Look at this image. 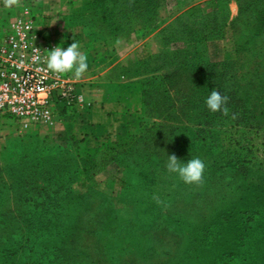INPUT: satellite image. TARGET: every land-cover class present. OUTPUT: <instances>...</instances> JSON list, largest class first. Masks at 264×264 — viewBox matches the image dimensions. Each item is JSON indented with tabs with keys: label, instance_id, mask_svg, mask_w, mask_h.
Wrapping results in <instances>:
<instances>
[{
	"label": "rangeland",
	"instance_id": "374dc122",
	"mask_svg": "<svg viewBox=\"0 0 264 264\" xmlns=\"http://www.w3.org/2000/svg\"><path fill=\"white\" fill-rule=\"evenodd\" d=\"M38 1L0 0V38L26 5L51 41L82 31L99 70L76 91L112 123L72 131L75 104L49 125L0 119V264H172L187 235L228 251L224 217L264 220V0H47L44 14ZM213 88L227 114L206 107ZM168 155L200 157L202 183L169 172ZM47 180L67 213L40 209ZM176 217L189 224L175 229ZM40 221L68 258L23 246Z\"/></svg>",
	"mask_w": 264,
	"mask_h": 264
},
{
	"label": "built area",
	"instance_id": "2783aa9c",
	"mask_svg": "<svg viewBox=\"0 0 264 264\" xmlns=\"http://www.w3.org/2000/svg\"><path fill=\"white\" fill-rule=\"evenodd\" d=\"M57 44L40 34L27 5L8 23L0 38V119L49 125L75 104L79 80L46 67V52Z\"/></svg>",
	"mask_w": 264,
	"mask_h": 264
},
{
	"label": "trees",
	"instance_id": "16d2710c",
	"mask_svg": "<svg viewBox=\"0 0 264 264\" xmlns=\"http://www.w3.org/2000/svg\"><path fill=\"white\" fill-rule=\"evenodd\" d=\"M143 93V98H146V91L141 90ZM150 98L154 100L153 94L160 93L155 87L151 89ZM223 94L225 92H222ZM194 111H199V107L192 108ZM42 192H47L48 194L41 197L39 205L41 206V210L48 211L47 206L56 207L58 203V207L64 211V213L68 212L67 204L62 200L50 198L53 197L57 193V187H55L50 181L40 182ZM46 205L44 208L42 206ZM263 217L257 216L252 219L250 217H237L230 219L228 217H224L222 219V223L230 225L233 223V227L235 228V236L230 240V244L228 246V251L215 252L213 250L205 249V244H201L202 248L199 246H195L194 240L190 235L186 236V242L184 245L183 251L178 255L172 264H264V220ZM176 223L175 229H183L185 228L189 222L184 218H174ZM213 224H216L213 223ZM31 227L36 228L34 236H26L25 241L23 242V246L35 245L43 250V254L49 256L50 258L45 262L55 261L57 256L59 259H66L65 252L68 249V242L66 240L60 239L56 240L57 237L55 234L51 232L48 223L36 222L29 224ZM56 226H54L55 228ZM40 228H43L40 230ZM216 238V237H215ZM131 237L129 238V243ZM50 249L52 253H50ZM14 248L11 249L14 252ZM42 253V251H41ZM242 254L243 260L239 261V256ZM52 260V261H51ZM11 261V259H9ZM44 262V261H43ZM44 262V263H45Z\"/></svg>",
	"mask_w": 264,
	"mask_h": 264
},
{
	"label": "clouds",
	"instance_id": "9594fccd",
	"mask_svg": "<svg viewBox=\"0 0 264 264\" xmlns=\"http://www.w3.org/2000/svg\"><path fill=\"white\" fill-rule=\"evenodd\" d=\"M65 39L59 44L48 49L44 57L46 67L53 73H70L73 79L79 80L88 70V57L81 51V45L73 38V42L66 48L63 46ZM229 97L222 95L217 89H211L205 97L204 103L209 111L215 113L228 112L227 102ZM167 170L177 175L186 184H199L203 181L205 163L200 157H192L186 161L177 158L175 155H168Z\"/></svg>",
	"mask_w": 264,
	"mask_h": 264
},
{
	"label": "crops",
	"instance_id": "0c3cea01",
	"mask_svg": "<svg viewBox=\"0 0 264 264\" xmlns=\"http://www.w3.org/2000/svg\"><path fill=\"white\" fill-rule=\"evenodd\" d=\"M47 0H39L38 1V11L39 13H51V8L54 6H50V4H45ZM40 33H44L41 32ZM45 35V34H43ZM73 38L78 41L81 45V51L85 53L88 57L89 68L82 75H90L94 70L98 69V55H96L93 46L82 33V31H74L71 34H67L63 37L66 40L64 44L65 48L73 42ZM62 39V37H61ZM99 70V69H98ZM80 99L77 100L75 106L79 109L78 112H74L73 115L70 116L71 121L68 125L72 128L74 132H89V133H101L106 132L107 129L111 126V118L105 112H101L100 106L86 99L83 94L80 93ZM76 118L79 119V124H77ZM67 124V123H66ZM69 126L67 128L69 129Z\"/></svg>",
	"mask_w": 264,
	"mask_h": 264
}]
</instances>
